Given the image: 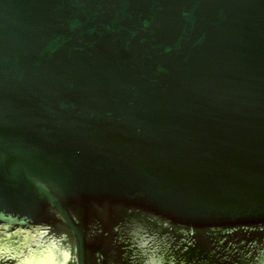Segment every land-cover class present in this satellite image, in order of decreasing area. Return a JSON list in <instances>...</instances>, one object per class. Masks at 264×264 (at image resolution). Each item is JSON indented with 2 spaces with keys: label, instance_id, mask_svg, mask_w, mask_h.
I'll return each mask as SVG.
<instances>
[{
  "label": "water",
  "instance_id": "water-1",
  "mask_svg": "<svg viewBox=\"0 0 264 264\" xmlns=\"http://www.w3.org/2000/svg\"><path fill=\"white\" fill-rule=\"evenodd\" d=\"M0 264H264V0H0Z\"/></svg>",
  "mask_w": 264,
  "mask_h": 264
}]
</instances>
